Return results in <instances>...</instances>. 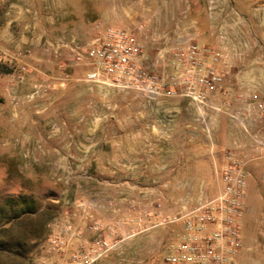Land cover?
Listing matches in <instances>:
<instances>
[{
    "label": "rangeland",
    "instance_id": "374dc122",
    "mask_svg": "<svg viewBox=\"0 0 264 264\" xmlns=\"http://www.w3.org/2000/svg\"><path fill=\"white\" fill-rule=\"evenodd\" d=\"M54 1L61 4L51 11L52 0H0V60L13 69L11 74H0V217L12 218L20 203L35 207L33 213L19 216L24 218L22 225L8 229L9 221L3 226L0 264H16L18 255L27 251L30 264L82 263L98 242H109L124 258L135 240L158 230H165L161 247L170 251L180 228L169 230V226L180 225L141 232L138 215L158 200L163 213L170 215L187 191L193 199L200 190L215 196L225 164L214 161L217 181L201 189L193 181L187 182L192 190L164 186L157 173L149 182L139 183L141 165L153 155L154 143L144 142L150 151L141 158H126L121 143L112 137L111 115L119 111L114 104L130 99L191 101L142 94L131 98L132 92H138L96 87L88 91L93 85L84 81L87 68L84 61L74 60V47H82V52L95 36L113 26L108 24V13L95 12L92 6L85 12L76 7L69 11L63 8L64 0ZM140 44L156 71L155 46ZM30 75L36 78L25 84ZM20 80L28 88L24 94L13 90ZM69 85L83 86L80 103L75 104L73 94L64 93ZM50 92L53 103L48 101ZM198 142V147H206L202 138ZM180 143L182 151L188 147ZM241 226L242 233L243 222ZM9 245L18 255L7 251Z\"/></svg>",
    "mask_w": 264,
    "mask_h": 264
},
{
    "label": "crops",
    "instance_id": "0c3cea01",
    "mask_svg": "<svg viewBox=\"0 0 264 264\" xmlns=\"http://www.w3.org/2000/svg\"><path fill=\"white\" fill-rule=\"evenodd\" d=\"M209 1L64 0L62 3L69 11L76 7L85 12L92 6L95 12L108 13L110 26L132 31L145 47L155 46L156 53L161 49L171 51L188 40L206 53L224 49L233 65L227 87L236 92L254 91L264 103V0H213L211 14ZM60 4L52 0L49 10L58 9ZM35 78L36 75H30L25 84ZM22 80L13 87L20 94L28 91ZM93 87L104 89L93 85L88 91L92 92ZM64 93L73 94L78 104L84 99L85 90L83 86L69 85ZM50 94L47 100L53 103V93ZM139 95L132 92L131 98ZM228 101L231 108H236L232 96ZM114 105L119 111L111 115L112 137L121 143L126 158H141L140 155L150 151H146L144 142L154 143L151 146L153 155L149 156L154 162H149L148 158L147 164L142 163L139 183L149 182L151 174L157 173L158 181L173 188L191 181L202 186L213 185L217 181L213 164L214 161L218 166L224 163L222 150L234 141H246L243 132L230 125L225 115L211 114L192 102L130 99ZM205 126L211 128L210 138L203 132ZM251 130L264 137V126ZM199 137L206 142V147H198ZM180 142L188 146L183 151ZM246 172V182L250 181L246 187L242 217L245 228L241 233L237 264H264V158L248 163ZM179 228L181 226H169V230ZM165 238V230H158L135 240L136 244L133 242L124 258L111 249L90 264H162V257L170 252L165 246L161 247Z\"/></svg>",
    "mask_w": 264,
    "mask_h": 264
},
{
    "label": "built area",
    "instance_id": "2783aa9c",
    "mask_svg": "<svg viewBox=\"0 0 264 264\" xmlns=\"http://www.w3.org/2000/svg\"><path fill=\"white\" fill-rule=\"evenodd\" d=\"M214 4L209 1L210 14ZM74 48V60L84 61L87 68L84 81L88 84L118 92L135 91L153 99L187 98L206 112L225 115L230 125L243 132L246 141H234L223 152L225 165L215 196L209 197L200 190L193 199L187 191L172 214H164L158 200L146 206L136 219L141 232L168 224L181 226L169 246L170 252L162 257V264H237L246 200V166L264 158V137L251 130L264 126V103L254 91L236 92L227 87L233 68L231 56L224 49L206 53L188 40L171 51L159 50L154 62L159 68L154 71L139 41L130 32L115 27L95 36L82 52V47ZM38 93L35 91L33 96ZM230 96L236 101V108H231ZM203 132L210 138V127L205 126ZM177 187L192 190L194 186L186 183ZM113 248L109 242H98L91 257L74 263L90 264Z\"/></svg>",
    "mask_w": 264,
    "mask_h": 264
},
{
    "label": "trees",
    "instance_id": "16d2710c",
    "mask_svg": "<svg viewBox=\"0 0 264 264\" xmlns=\"http://www.w3.org/2000/svg\"><path fill=\"white\" fill-rule=\"evenodd\" d=\"M12 72H13V69L8 68L7 65L0 60V74L8 75V74H11ZM20 207H21L20 210L17 212V214L15 213L12 218H6V217H3V216L0 217V232H4L5 231L3 226L5 224H7L9 221H10V224H9L8 229L13 227V225H15V224H21L22 225V223L24 222V218H21L19 216L21 214H26V213L30 214V213H33L35 211L34 205L33 204H28L26 202L25 203H20ZM8 229H6V231ZM29 239H30V237H29ZM7 251H9L12 254L18 255V254H16V251L13 250L11 245H9V248H8ZM29 254L30 253L27 251V252H25L23 254L18 255L19 259L17 260L16 264H30L31 260L29 258L30 257Z\"/></svg>",
    "mask_w": 264,
    "mask_h": 264
}]
</instances>
